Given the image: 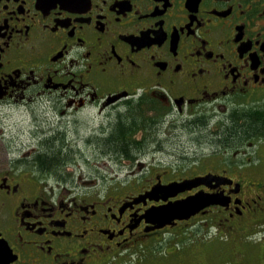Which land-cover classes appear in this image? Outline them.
I'll use <instances>...</instances> for the list:
<instances>
[{"label": "flooded vegetation", "instance_id": "af4514ba", "mask_svg": "<svg viewBox=\"0 0 264 264\" xmlns=\"http://www.w3.org/2000/svg\"><path fill=\"white\" fill-rule=\"evenodd\" d=\"M10 112L25 122L16 135L4 131ZM131 115L141 125L123 138L129 152L99 147ZM258 117L264 0H0L2 261L206 264L202 245L215 239L202 231L246 241L264 219V129L228 133ZM184 136L181 147L165 145ZM85 147L127 175L86 173ZM188 150L209 153L169 168L155 159ZM205 175L220 181L145 196ZM201 191L222 204L163 228L146 221L148 209ZM188 243L200 248L178 249Z\"/></svg>", "mask_w": 264, "mask_h": 264}, {"label": "rangeland", "instance_id": "374dc122", "mask_svg": "<svg viewBox=\"0 0 264 264\" xmlns=\"http://www.w3.org/2000/svg\"><path fill=\"white\" fill-rule=\"evenodd\" d=\"M20 118L21 116L18 115L17 113L10 112V114H8V117L4 120L5 126H3L4 131L8 135L18 134L20 129L23 127L25 122H20ZM185 139H186V136H184L182 140L178 141L176 144H175L176 140H171L170 142H166L165 145L168 146L169 148H172L173 146L181 147L185 143L186 141ZM96 149L97 147L96 148L85 147L83 149L84 154H81V156L84 157V162H86V164L83 165V168H86V173H91L94 170L96 171L98 170V173H100L104 177L106 175L107 178H110L111 180H112L111 177H116L115 174L119 172H120L121 177H125L127 175V171H125V169H118V162L111 161V162H107V164L104 162H101L100 160H97V162H95L92 159V157H93V152L94 150L96 152ZM175 151H179V149H176ZM188 151H189L188 152L189 154L174 153L175 155L172 157L169 155H164V156L157 155L155 156V159L157 162L161 159L165 160L166 166L168 167V165L175 164V162L183 164V163L194 161L193 159L194 156L201 157L209 153L208 151L202 152L201 150L200 151L198 150L197 154L195 155L191 153L190 150ZM74 172L80 173L79 169L75 170ZM247 231H248L247 233H244L245 235L248 236V239H246V241L237 240V242H229V243H227L226 240L224 239L218 240L215 235L216 232L212 229L209 230L208 233L202 231V233L200 234V237H204V239H207V242H208V237H213L215 239L214 242H210L208 245L207 244L202 245V249L204 250L202 251L201 254H202L203 259L205 260L204 262L206 264H221L222 262L224 263L226 262L228 264H249V263L262 264L263 262L260 261V258H262L264 255L263 256L260 255L262 251H260L259 248H260V244L263 242L262 240L264 239V219L262 220V222L251 224V226L248 227ZM238 243L239 245H236ZM250 247L251 249L249 250L248 248ZM198 248H200V245H198L197 243L195 244L188 243L185 248L181 244H178V249L185 250L189 253H191V250L192 251L198 250ZM255 251L258 252L257 257L254 256L256 254ZM155 252L157 255H161V253L163 254L165 251L164 249L159 247L155 249ZM258 261H260L261 263ZM148 262L151 263V261H148ZM134 263H135V260L131 259L130 262H125L123 264H134Z\"/></svg>", "mask_w": 264, "mask_h": 264}, {"label": "water", "instance_id": "95a60500", "mask_svg": "<svg viewBox=\"0 0 264 264\" xmlns=\"http://www.w3.org/2000/svg\"><path fill=\"white\" fill-rule=\"evenodd\" d=\"M216 181H220L219 177L205 175V177H196L184 182H173L162 188L155 187L149 193H146L145 196L151 197L152 195L161 194L165 200L168 197H174L201 185L208 186ZM228 183L230 184V182ZM218 204H222L220 193L210 194L201 191L195 193V195L185 197V199L174 200V202L163 204V206L150 208L145 212V218L148 223L153 225V229L163 228L165 225L172 224L175 220H186L199 212V210ZM3 253L4 248L0 244V264H8L7 262L13 260L6 257L2 261Z\"/></svg>", "mask_w": 264, "mask_h": 264}, {"label": "trees", "instance_id": "16d2710c", "mask_svg": "<svg viewBox=\"0 0 264 264\" xmlns=\"http://www.w3.org/2000/svg\"><path fill=\"white\" fill-rule=\"evenodd\" d=\"M131 118H129L131 121L129 124L127 123L125 125V123L117 125L114 130L110 133V137H108L106 140L107 143H104L103 141H99L98 145L99 147L106 149V151H109L110 153L113 154H127L129 152L128 147L124 144V139L123 138H128V136H130L132 134V132L134 131V129H136V127L138 125H141V121L140 119H138L139 117H133V115L130 116ZM125 120L122 119V122H124ZM238 123L236 124V127H234V129H230L229 130V134L231 137H236V136H245L247 134H251L254 131L257 130H262L264 129V118H257L254 119H248L247 123L244 126H237ZM207 141H204L203 144H205ZM104 143V144H103ZM127 147V148H126ZM98 148V147H97ZM54 153V152H53ZM59 160V155H57L56 153L53 155V157H51V160H49V163H47V168L50 169H54L56 167V162ZM249 250L251 249L248 248ZM247 249V250H248ZM259 250L261 251V247L259 248ZM256 254L254 255L255 257L258 256V252L255 251ZM248 253V252H247ZM249 254V253H248ZM260 255H264V251L263 253L261 252ZM260 261H262L264 264V256L262 258H260ZM258 261V262H260ZM249 263V262H248ZM261 263V262H260ZM251 264V263H249Z\"/></svg>", "mask_w": 264, "mask_h": 264}]
</instances>
